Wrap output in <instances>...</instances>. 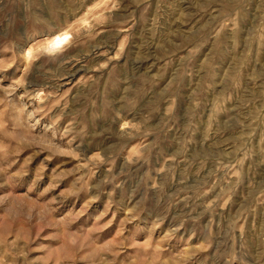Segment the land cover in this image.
<instances>
[{
  "label": "rangeland",
  "instance_id": "1",
  "mask_svg": "<svg viewBox=\"0 0 264 264\" xmlns=\"http://www.w3.org/2000/svg\"><path fill=\"white\" fill-rule=\"evenodd\" d=\"M0 264H264V0H0Z\"/></svg>",
  "mask_w": 264,
  "mask_h": 264
},
{
  "label": "bare ground",
  "instance_id": "2",
  "mask_svg": "<svg viewBox=\"0 0 264 264\" xmlns=\"http://www.w3.org/2000/svg\"><path fill=\"white\" fill-rule=\"evenodd\" d=\"M59 35V34H58ZM57 35V36H58ZM53 41H51V44H53L54 46L60 45L63 42V39L61 37H55L54 39H52ZM52 45V46H53ZM51 46V45H50ZM30 54V51H29Z\"/></svg>",
  "mask_w": 264,
  "mask_h": 264
}]
</instances>
